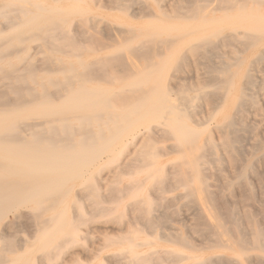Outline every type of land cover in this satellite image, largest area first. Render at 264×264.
Wrapping results in <instances>:
<instances>
[{
	"label": "bare ground",
	"instance_id": "1",
	"mask_svg": "<svg viewBox=\"0 0 264 264\" xmlns=\"http://www.w3.org/2000/svg\"><path fill=\"white\" fill-rule=\"evenodd\" d=\"M89 1L93 2L94 8L86 0H69L67 3H61V0H0V264H66L63 257L69 247L83 240L85 234L92 237L90 224L94 218L119 211L120 205L133 212V219L139 222L138 228L139 225L150 228L151 217L148 214L151 198L146 191L160 195L169 185H163L164 189H160L159 185L164 182L161 179L163 170L154 167V147L145 142L142 133L143 129L151 136V131L157 128L160 129L157 130L159 133L165 130L175 140L177 147L193 145V156L177 159V162L188 160L192 171L182 170L180 165L173 166V171L177 176L190 175L195 178V186L184 184L181 177L177 181L185 186V194L194 203L193 206L201 210L203 220L199 217L201 222L197 221L196 224L202 223V228H196L195 231L208 236L207 239L211 235L212 243L208 248L217 249V253L207 257L195 253L184 254V250L195 251L198 247L196 249L184 237H174L179 248L165 250L163 255L171 259V263L188 260L189 264H264V228L258 225L259 221L256 224L248 213L241 216L239 213L244 224L250 226V232H244L246 236L239 225L234 224L237 235L228 236L231 232L228 230V233L222 223L227 221V217L226 220H223V216L221 220L217 217L219 208L216 214L213 205L218 202H212L215 197L207 191L205 181L199 178L198 165L206 158L202 157L201 150L195 148L208 122L219 116L222 122L214 125L220 132V136H217L221 137L219 141L222 140L219 146L229 154L228 161L238 157L232 154L237 149L234 148V142L239 136L235 134L238 128L234 129L233 136L227 132L237 121L233 119L232 113V118L227 115V109L231 100L236 114L240 115L246 103H254L253 97L244 91L243 96L248 97L239 98L237 91H230L239 73L232 67L238 69L245 63V59L241 56L233 58L232 55L231 61L219 63L226 73L223 92L219 96L211 91L199 92V97L205 96L216 101L214 107L210 106L212 108L207 118L204 117V121L200 119L202 122L191 119V114L195 113L193 102L198 95H180V99L186 101V107L181 108L171 97L172 90L165 84L170 66L185 67L189 63V55L202 57L209 64V58L216 48V39L220 42L218 46L239 43L236 50L239 53L264 47V12L255 9L264 0H215L216 5L212 4L214 6L210 11L205 8L208 3L191 0L187 13L182 14V17H199L201 23L170 24L164 23L161 16H157L159 22L150 27L131 28L129 32L133 41L129 43L121 42L120 38L113 39L108 34L110 27L99 28L100 20L105 18L99 10L104 5L100 0ZM123 1L108 0V3L121 9L122 6L126 7ZM177 8L181 9L180 6ZM217 11L221 12L219 16L215 15ZM111 17V21L118 20V23L124 24L120 17ZM138 30L145 32L141 38ZM117 32L119 30L116 36ZM32 42H36V46H32ZM178 42L179 45L170 49L171 44L176 45ZM99 48L113 49L101 56L86 57V52ZM31 49L35 52L31 53ZM151 55H159V61L149 59L145 68L136 71L137 61ZM242 74L245 77L244 87L245 82L253 83L249 70L242 71ZM205 80L204 77L202 81ZM171 89L176 90L172 86ZM137 136H140L138 140L142 144L140 150L132 156L127 147L132 142L130 140ZM204 140L199 146L200 149L201 146L205 147L202 152H208L210 159L218 160L212 156L215 144L210 139ZM216 144L218 146V142ZM196 151L198 154H195ZM244 171L241 169L235 173L234 179L236 185L246 190ZM138 174L143 177L139 178ZM153 198L158 200V197ZM169 201L166 204L172 207L174 202L171 201V205ZM193 206L191 209H195ZM164 208L161 206L159 212L163 214L162 218L157 215L160 216L159 225L163 226L167 224L165 221L162 223L167 216L165 211L162 212ZM123 211L121 209L119 212ZM199 213L196 212L195 221ZM260 216L262 220L263 216ZM82 226H86L85 231ZM134 228L127 231L125 236L104 238L106 247L118 246L107 259L111 258L115 264H150L149 256L152 255L137 251L139 246L150 242L139 240L141 226L139 230ZM249 251L254 252L253 257L247 255ZM224 252H230L232 256L226 258ZM70 257L74 264H81L75 252ZM157 258L155 255L152 260L155 259L157 263L151 264H159Z\"/></svg>",
	"mask_w": 264,
	"mask_h": 264
},
{
	"label": "rangeland",
	"instance_id": "2",
	"mask_svg": "<svg viewBox=\"0 0 264 264\" xmlns=\"http://www.w3.org/2000/svg\"><path fill=\"white\" fill-rule=\"evenodd\" d=\"M68 1L69 0H61V3H67ZM109 1L111 2V0H109ZM166 1H167V3L169 2L168 7H167ZM176 1L178 2L179 5L176 3ZM185 1H187L188 4ZM185 1L184 0H179V1L178 0H170V1L164 0V2H163V0H124L123 2L126 3V7L122 6L121 7L122 10H121L120 8L117 9V8H115V6L108 3V0H107V3H106V1L104 3V0H100V3H102V5H104L105 8L102 7V8H100L99 11L101 12V15L105 16V18H107V19H105V18L101 19L98 26H99V28L104 26V28L102 27V29H106V28L109 29V27H110V31L108 34L111 35V37L113 39L114 38H116V39L120 38L121 42L125 41V42L129 43V42L133 41L132 35L129 32L131 30V28H139V27L141 28L142 26L143 27L144 26L150 27V25H154V24L159 22V20H157V18H156L157 16H161L164 23H170V24L189 23L190 25H197V24L201 23V20L199 19V17H197V18H195V17H189V18L182 17V14L187 13V10H188V8L190 6V2H191V0H185ZM86 2L91 5V8H94L93 2H90L89 0H86ZM204 2L208 3V6L205 7L206 10H208V11H210L213 8V6L216 5L215 0H208V1L202 0L201 1V3L205 4ZM176 4H177V6H176ZM212 4H214V5H212ZM210 5H212V6H210ZM178 6H180L181 9L180 8L178 9L177 8ZM159 7L162 10L159 9ZM208 7H209V9H208ZM255 9H257L260 12H264V3L257 4L255 6ZM143 10L144 11L147 10L146 13ZM142 12L144 15L142 14ZM131 13H132V15H131ZM161 13H165V14H167V16L166 15L164 16V14H161ZM220 13H221L220 11H217V12H215V15L219 16ZM111 15L113 17L114 16L120 17L124 21V24L118 23V20L117 21H111V20H113ZM137 15H138V17H136ZM108 16L111 19L108 18ZM77 18L78 17H76L75 19H77ZM106 23H107V25L105 26ZM118 30H119V32H117V36H116V31H118ZM142 30H144V29H142ZM104 31H106V30H104ZM137 32H138V35H140L139 38H141L142 37L141 35L143 33H145V32L141 33L140 30H138ZM174 33H172V35H174ZM162 36H165V34H163ZM121 37L123 38V40L121 39ZM262 38L264 41V34L262 35ZM114 41H116V40H114ZM214 41L216 44V48L213 51L214 54L209 58V60H211L209 64L208 63L206 64V61H205L206 59H204L202 57H199V56L194 57V56L189 55L188 60H187V61H189V63L186 64L185 67L179 66V65L170 66V68L167 71V77H166L167 82L165 81V84L167 83L170 90H172V92H171L172 96L171 97L174 100H176L177 105L179 103L178 107L179 106L181 108L186 107L185 106L186 101L184 99H180V97H179L180 95H186V96L198 95V97L193 102V103H195L194 104L195 105L194 106L195 113L191 114V119L197 120L198 122L199 121L202 122L205 120V118H207L208 113L210 112V109L212 107H214L216 101L215 100H209L205 96L199 97L200 96L199 92L204 91V92L210 93V91H211V93L215 92V95L219 96L223 92V88H224L225 81H226L225 80L226 79V73L224 70H223L224 72L222 71L221 68H223V66H222V64H219V63L223 62V61H226V62L231 61L232 55H233V58L241 56V57H243V59H245V63L242 66L238 67V69L232 67L233 70H235V71L237 70L239 73H237V76L234 79V84L232 87H230V91L232 93H235L237 91L236 93L238 94L239 98H241L243 96V91H244L247 95H251L253 97L254 103L253 104L246 103L245 106H243V113L240 115L236 114L235 107L232 105L231 100L229 101V106L227 109V115L230 116V114L232 113L231 115H232L233 119L235 120V122L237 121V122L241 123V125L237 122L234 125L232 124V126L230 128H228V131H227L230 136H233L234 135L233 133H235L234 129L238 128V131L235 134L239 135V136L236 138V140L234 142V148H237V149L235 150V152L232 153V154L235 153V155H236L235 158L238 156L237 157L238 160L236 158L234 161H228L227 158H229V154L227 152H225L224 150H221V146H219V144H221L222 140H221V142L219 141L221 138V137L218 138L220 136L219 135L220 132L218 131V129L214 125L221 123L222 117L217 116L214 119L210 120L208 122V126L206 128V131H204L201 134L199 140L195 143L196 144V147H195L196 150H199V151L201 150V154L203 153L202 157L206 158L202 162H200V164L198 165V169L200 172L199 178H201L202 180L205 181L207 191L215 197V199H213L212 202L214 204H216L218 202L217 205H213L214 207H216V214H217V210L219 208L217 217L220 220H221L220 217H222V216H223L222 217L223 220H226V217H227V221H222V223H223V226L227 229V231L230 230V232H231L228 236H230V235L236 236L237 235L236 234L237 229L234 227V224H238L239 227L242 229L243 233L244 232H246V233L250 232V229H249L250 226L248 225L249 226L248 227L246 223L244 224V221H242L240 218V216L243 213H248L249 216L251 218H253V220L255 221L256 224H258V221H259L258 225L264 228V221H262L264 219V213H263L264 212V207H263L264 206V111H263L264 110V102H263L264 101V47H257L254 51L249 50L247 53H239L238 51H236L239 47V43H237V42H235L234 44L228 45V46H224V45L218 46L220 42L217 39ZM179 44H180V42H178L176 45H175V43L171 44L170 49L173 46L175 48ZM31 45L36 46V42H32ZM99 49H96L93 52H90V51L86 52L85 53L86 57H89L90 55L91 56H93V55L94 56H101V55L110 53L113 48H99ZM31 50H32L31 53H34L36 51L35 48H34L35 51L33 49H31ZM222 53L223 54L225 53V54L223 55ZM260 54H262L263 56H261ZM58 55H60V54H58ZM39 56H41V55H39ZM228 57H230V58H228ZM149 59H153V60L156 59L157 61H159V55H154V56L151 55L148 58L147 57L140 58L137 61L138 67H135V70L138 71L139 68H141V67L145 68L146 67L145 64L147 63V60H149ZM195 60H196V63L194 64ZM251 60H252V63H251ZM207 62H208V60H207ZM190 63H191V65H190ZM248 63H249V66H248ZM258 68H261V69L259 70ZM195 69H196V71H195ZM186 70H188V71H186ZM245 70H249V73L252 75V78H253V83L247 84L245 82V87H244L245 77L243 76L242 71L244 72ZM205 73L207 74V76L209 78L206 77ZM168 75H170V76L168 77ZM204 77L206 78L205 82L206 81H208V82L205 83L204 81H202L204 79ZM215 79H216V81H215ZM210 81H211V83L209 84ZM173 82H175V84H173ZM119 83H123V81H120ZM219 83L221 84V86H219L220 85ZM240 83L243 85V87ZM170 84H172V85H170ZM201 84H202V86H201ZM190 85L192 87H190ZM171 86H172V88H175L177 90V92H176V90L174 91L173 89H171ZM185 86H186V88H185ZM198 87H200V88H198ZM194 88H196V90ZM214 88L216 91L214 90ZM50 89H52V88L50 87ZM180 91H182V93ZM240 93H242V94H240ZM247 95L243 96L242 98L248 97ZM258 101H260V102H258ZM210 106H212V107H210ZM237 119H240L241 121H238ZM189 120H187V122L190 123ZM247 122H248V124H247ZM210 123H212V124H210ZM157 130H160V129L157 128V129H154L153 131H151V136H150V133L148 131H144L143 129H142V133L145 136V138H144L145 142L151 144V146L154 147L153 148V150L155 151L154 167H159L163 170V172H162L163 175H162L161 179H164V182L161 185H159L160 189H161V187H162V189H164L163 185H166V184H169V185L167 187H165V190L161 189L163 191V193H161L160 195H156L154 192H152L150 190L146 191L148 193L149 197L151 198V203L149 206L150 211L148 214V217H151L150 225H149L150 228L147 226L145 227L143 225H139V228L141 226V229H140L141 233H140L139 240H146L150 243L146 242V243L142 244L141 246H139L137 248V251L140 253H143V254H148V255L151 254L152 256H149L151 262L157 263V261L155 259L152 260V258L155 257V255H156V257H158L157 260H158L159 264H189L190 262L188 260H182V261H178V262L172 261V263H171V259H169V258L167 259L166 256H164L165 254L163 255V252L165 250H177L179 248L178 243H176L174 240V237H176V238L184 237L190 244L194 245L196 247V249L198 247V249L195 251L194 250H184L183 251L184 254L191 255V254L195 253V254H198L202 257H207L209 255H213L214 253H217V251H216L217 249H211V248L209 249L208 248V247H210L209 245L212 243V242H210L212 236L209 235L210 239H207L208 236L206 237V235L195 231L197 229L202 228V223L198 224L199 222H201L203 220V216H200L201 210L198 209V206H193L194 203H192V201H189L188 197L185 194L186 193L185 186L183 184L181 185L180 182L177 181V180L182 179L185 182L184 184H187V185L189 184V185L195 186L196 185L194 183V181H196L195 178L190 176V175L188 176L189 178L187 176L186 177H182L181 175L177 176L176 173L173 171L174 170L173 166L177 167L179 165L182 168V170H186L189 172L192 171V168H191L189 161L185 160V159H186V157L193 156V154L191 152V149H193V145L187 144V145H184L182 147H177L175 145V140L173 138H171L165 130L163 131L164 133L162 131H160L161 133H159ZM155 133H156V136H154ZM158 133H159V136H158ZM211 134H212V136H211ZM153 136H154V138H153ZM208 136H210V137H208ZM139 137L140 136H137L135 139H131L130 141H132V142H130L128 147H127V150L132 152V156L134 155V153L138 152V150H140V148H141L142 143H141V141L138 140ZM152 139H153V143H152ZM202 139L203 140L204 139H210L215 144V147H214L215 153L212 156L219 158L218 160L210 159V154L208 152H202V151H204V148H205L204 146H201V149L199 147L203 141ZM252 139H253V141H252ZM217 142H218V146H216ZM261 143H262V146H261ZM258 144H259V146H258ZM167 146H169V147H167ZM256 146H257V148L255 149ZM155 147H157V148H155ZM163 147L164 148L167 147L166 148L167 151ZM170 147H171V149H170ZM216 147H218V148H216ZM159 148H160V150L158 152V155H156ZM243 149H244V152H242ZM161 150L163 153L165 151L164 155L161 152ZM169 150H171V151L169 152ZM172 150H174V151H172ZM179 151H181V152H179ZM238 151H241V152L239 153ZM218 152H220V153H218ZM159 153H162V155H159ZM196 153L198 154V151H196L195 154ZM129 156H131V154ZM180 157H185L184 161L177 162V159ZM207 157L209 158V160ZM240 158H241V160H240ZM236 165H237V167H236ZM171 168H173V169H171ZM223 168H225V169H223ZM241 169L246 171V172L244 171L245 172V180H246V184H247L246 190L242 189L240 186H238V184L236 185V183H235L236 179H234L235 173H237ZM247 169L249 170V172H247ZM164 171H166V172H164ZM165 174H166V177H164ZM168 174H169V176H168ZM226 174H227V176H226ZM217 175H218V177H217ZM248 175H249V178H248ZM138 177L142 178L143 175L138 174ZM180 177H181V179H180ZM224 178H225V180H224ZM148 183H151V182L148 181ZM170 183H171V185H170ZM114 186H116V184H114ZM234 191H235V194H234ZM177 193H179V194H177ZM217 193H219V195H217ZM153 194H154V196H153ZM160 196H161V198H160ZM233 196H235V197H233ZM153 197H158V200H156L157 198H153ZM162 198H164V200H162ZM169 199H170V201H169ZM187 199H188L189 203H188ZM175 200H176V203H175ZM167 201H169L171 203V205H172V202H174L172 207L170 205L166 204ZM183 202H184V204H183ZM157 204H159L158 205L159 207L157 206ZM187 204H189V207L187 206ZM164 205H165V208H164ZM161 206H162V208H164V209H162V212L165 211L164 213L167 214V216L165 215L166 218L165 219L163 218L164 220L162 221V223L164 221L167 222V224H165L164 226L159 225L160 222L158 221V218H160V216L162 218V215H163V214L159 213V212H161ZM192 206L195 207V209L193 208L194 210L191 209ZM240 207L242 210L240 209ZM173 208H174V212H173ZM118 209H119V211L121 209H123L124 210L123 213H121L119 211H115L111 214L97 215L94 218V221L90 224L91 228L93 229V232H92L93 234L91 233L92 237L88 236V234H85V238L83 240H80L77 243L71 245V247H69L68 253L64 254V257H63V259L65 258L66 264H70V263L74 264L75 263L74 260L72 259V257H70V254H72L74 252L77 254L78 263H81V264H86V262H87V264H110V262H111V264H115L112 262L111 258L107 259V256L110 255L111 253L115 252L118 249V246H115V247L112 246L110 248L106 247V243L104 242V238L110 237L111 239H114L115 237L117 238L119 236H125L127 234V231L133 230L134 227H135L134 230H139V228H138L139 222L137 223V221L133 219V212L130 209L125 210L122 205H120ZM151 209L154 211H152ZM155 209H156V211H155ZM243 209H245V210H243ZM251 210H252V212H251ZM168 211H169V213H168ZM175 211H176V213H175ZM193 211H194V213H193ZM259 211L261 214L259 213ZM196 212L197 213L200 212V213L198 214V218L195 221V218L197 217ZM220 212H221V215L219 214ZM151 214H152V216H151ZM168 214H169V216H168ZM253 214H254V216H253ZM259 214L263 216L262 220H261V216ZM157 215H160V216L158 217ZM167 217L169 218V220ZM199 217L201 218V221H200ZM127 218H129V221L132 224H129L130 222L128 221ZM231 218H233L234 220ZM132 219H133V221H132ZM152 220H153V223L151 224ZM154 221H155V223H154ZM197 221H198V223L196 224ZM115 223H116V225H115ZM126 223H127V225H126ZM262 223H263V225H262ZM122 225H123V228H122ZM95 226H97V228ZM116 226L120 230L117 229ZM132 226H133V228H132ZM152 226H153V228H152ZM185 226H186V228H185ZM99 227H100V229H99ZM228 227H229V229H228ZM82 228L85 231L86 226H82ZM187 228H188V231H187ZM98 229H99V231H97ZM144 229H145V231H144ZM192 229H193V231H192ZM178 231H179V233L177 234ZM148 232H151V233H148ZM159 232H160V235H158ZM161 233L163 236L161 235ZM170 233H171V235H170ZM228 233H229V231H228ZM246 233H244V234L247 236ZM110 235H112V236H110ZM96 236H98V238ZM161 236L163 237V240H162ZM158 237H159V239H158ZM165 237L168 238L167 239L168 241L166 240ZM93 240H94V242H93ZM100 245H101V247H100ZM92 249H94V250L91 251ZM71 250H73V251H71ZM149 251H150V253H149ZM83 252L87 256H85V254ZM89 254H90V256H88ZM159 255L161 256V259H162L160 261H159V258H160ZM247 255H251L250 257H253L254 252L249 251ZM101 256H103L102 257L103 260H102ZM223 256H225L226 258H230V256H232V255L230 252H224ZM166 259H167V261H166ZM71 261H73V263ZM108 261H110V262H108ZM121 261H123V260H121ZM168 261H170V262H168ZM59 262H62V260H60ZM151 262H150V264H151ZM121 264H123V262Z\"/></svg>",
	"mask_w": 264,
	"mask_h": 264
}]
</instances>
